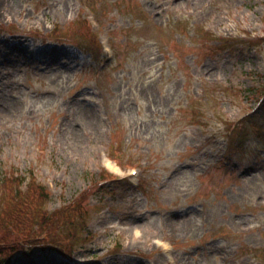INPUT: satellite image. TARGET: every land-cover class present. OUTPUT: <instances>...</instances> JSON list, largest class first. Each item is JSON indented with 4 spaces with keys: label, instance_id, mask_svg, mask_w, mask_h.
I'll return each mask as SVG.
<instances>
[{
    "label": "rangeland",
    "instance_id": "1",
    "mask_svg": "<svg viewBox=\"0 0 264 264\" xmlns=\"http://www.w3.org/2000/svg\"><path fill=\"white\" fill-rule=\"evenodd\" d=\"M7 170L88 217L0 264H264V0H0Z\"/></svg>",
    "mask_w": 264,
    "mask_h": 264
},
{
    "label": "trees",
    "instance_id": "2",
    "mask_svg": "<svg viewBox=\"0 0 264 264\" xmlns=\"http://www.w3.org/2000/svg\"><path fill=\"white\" fill-rule=\"evenodd\" d=\"M89 29L90 27L87 30ZM49 200V193L36 181L33 173L22 176L14 171H7L0 181V235H6L11 242L1 241L0 249L9 246V249L11 247L23 251L25 244L36 240L38 244H42L43 251L56 246V249L63 252L64 248H70L69 244L77 242V231L88 217L86 199L77 198L66 205L65 209L52 213L47 211ZM65 217L72 221L71 226H61ZM60 227L66 230L63 240L71 241L64 243L65 247L61 249L58 248L59 243L51 239ZM59 232L63 230L60 229Z\"/></svg>",
    "mask_w": 264,
    "mask_h": 264
},
{
    "label": "bare ground",
    "instance_id": "3",
    "mask_svg": "<svg viewBox=\"0 0 264 264\" xmlns=\"http://www.w3.org/2000/svg\"><path fill=\"white\" fill-rule=\"evenodd\" d=\"M107 168H109V169H111V170H114V171H116V169H115V167L112 165V164H110V163H107ZM166 250H167V248H165Z\"/></svg>",
    "mask_w": 264,
    "mask_h": 264
}]
</instances>
